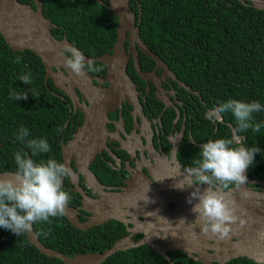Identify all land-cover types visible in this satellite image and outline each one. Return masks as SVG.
<instances>
[{
  "label": "flooded vegetation",
  "instance_id": "flooded-vegetation-1",
  "mask_svg": "<svg viewBox=\"0 0 264 264\" xmlns=\"http://www.w3.org/2000/svg\"><path fill=\"white\" fill-rule=\"evenodd\" d=\"M38 1L42 6V0H26L23 3L36 10ZM103 1L107 3V0ZM129 5L135 14L133 29L136 28L137 35L131 37L130 32L126 31L123 42L124 55L127 56L125 71L131 81L125 97L119 101L112 99L117 98V92L111 81L107 80V66L102 62H93L99 63L95 67L100 70L89 72L87 80L78 85H71L67 79L58 88L53 79L45 80L44 73L45 86L60 97L67 107V118L59 132L61 162L63 146L74 141V150L68 149L73 155L70 167L76 175L78 187L87 196H100L91 187L94 181L105 192L125 191L129 195V201L123 209L126 221L111 219L102 224L119 222L122 236L131 234L136 241L142 240L156 246L165 245L167 236H173L174 245L184 244L191 252L189 256L180 248L168 250L175 264V259L181 264H205L201 260L208 264H222L221 260L229 251L235 252L236 256L223 264H264V143L259 139L248 142L247 135L237 132L231 120H225L223 114L219 119L212 115L211 110L217 103L208 96L204 99L202 92L221 90L216 84L220 83L219 79L224 74L216 64H210L208 58L202 62L206 78L202 88L195 89L184 82L178 76L177 66L169 62V55L161 53L160 46L156 45L157 51L154 50L143 38L141 26L145 6L140 0H129ZM108 12L111 17L117 18L115 40L103 53L112 54L117 38L118 17ZM255 25L258 24L255 22ZM261 25V32H264V24ZM59 27L55 24L51 33ZM251 29L250 34L254 36L251 42L256 45L264 43V38L257 37L260 31L253 27ZM64 36L65 33L60 39ZM139 42L156 53L161 61L157 63L149 57L140 48ZM194 42L191 40L190 44ZM248 49L247 56L253 60L254 66L258 64V58L264 59V54L257 53L254 47ZM202 50L205 51V48ZM177 54L176 51L171 54V61L178 63ZM61 71L68 77L62 68ZM49 81L54 89L49 87ZM179 81L191 90L180 85ZM233 81L235 89H240L242 84L252 89L254 85L253 79L243 80L242 84L238 79ZM254 122L262 125L264 118L260 117ZM233 136L240 138L244 146L258 147L260 151L255 154L253 164L246 171L248 182L243 188L227 193L230 199L234 198L237 202L238 220L232 225L229 236L221 240L211 234L204 235L193 222L195 213L187 202L192 189L179 190L173 187L175 179L165 177L176 175V161L181 165V173L184 167L191 166L192 159L198 156L203 143ZM90 154L94 158L86 161V156ZM63 187L71 197L68 204L77 209L80 220H88L92 214L82 208L83 196L75 191L76 187L70 178L64 179ZM203 187L206 186H201V189ZM145 193L152 202L145 204L141 200L146 198ZM153 211L171 224L162 218L145 215ZM182 218L185 222H179ZM240 221H243L242 225ZM143 246L150 248L147 244Z\"/></svg>",
  "mask_w": 264,
  "mask_h": 264
},
{
  "label": "trees",
  "instance_id": "trees-1",
  "mask_svg": "<svg viewBox=\"0 0 264 264\" xmlns=\"http://www.w3.org/2000/svg\"><path fill=\"white\" fill-rule=\"evenodd\" d=\"M26 2V0H19ZM145 6L142 15L143 38L154 50L171 56L177 52L178 76L193 88H202L205 81L202 62L208 58L224 74L220 77L221 90L204 91L202 96L218 102L239 99L259 101L264 105V59L258 64L248 58L249 47L264 54V43L251 42L253 29L264 38V10L244 5L239 0H140ZM44 14L60 27L53 34L67 39L88 57L102 54L115 40L114 27L117 18L111 17L104 6L95 0H42ZM255 22L258 25H255ZM194 40L193 45L190 41ZM154 47H153V46ZM199 45V47L197 46ZM205 48V51L202 50ZM157 51V50H156ZM171 53V54H170ZM260 56V55H259ZM20 62L17 63L16 59ZM99 63H94L97 66ZM31 73L32 84L20 81L21 75ZM45 68L41 59L30 50H11L0 34V172L14 171V154L23 150L31 156V150L17 139V130L23 125L29 129L30 138H47L51 152L33 157L36 160L55 158L61 162L59 132L67 118L64 101L44 84ZM234 79L254 80L252 89L242 84L235 89ZM233 81V82H232ZM49 87L54 89L51 81ZM31 89L35 90V96ZM12 91L26 92L27 99H10ZM225 120L235 118L223 114ZM264 118V111L254 113V120ZM228 129V127H226ZM247 141L255 139L264 143V124L259 133L251 129L245 133ZM33 228L40 241L70 257L80 253L102 252L111 247L123 235L119 222H109L86 231L78 230L67 219L50 217L48 222H37ZM173 258V257H172ZM177 264L181 262L175 259ZM0 264H64L57 258L41 254L27 239L0 227ZM101 264H169L149 247H135L118 251ZM184 264V263H182Z\"/></svg>",
  "mask_w": 264,
  "mask_h": 264
},
{
  "label": "clouds",
  "instance_id": "clouds-1",
  "mask_svg": "<svg viewBox=\"0 0 264 264\" xmlns=\"http://www.w3.org/2000/svg\"><path fill=\"white\" fill-rule=\"evenodd\" d=\"M64 52V64L73 75L85 77L89 72L100 70L77 48L65 46ZM16 62H20L19 58ZM18 79L25 84H32L30 72ZM31 91L35 96V90ZM9 98L26 100L28 97L26 92L12 91ZM261 111H264V105L259 101L239 99L218 102L211 110L217 119L222 114L230 113L235 118L236 131L241 133L249 129L254 133L260 132L262 125L254 122V113ZM16 135L31 150V156L23 150L15 152V170L10 174H0V227L19 236L31 232L37 222H48L50 217L65 215L71 197L64 189L63 182L75 173L66 163L55 158H33L51 152L47 138H30L29 129L23 125ZM259 151L258 147L244 146L240 138L235 136L208 140L200 147L198 156L192 159L191 166L184 167L183 173L180 172L179 161H176V175L165 177L175 179L173 187L179 190L192 189L187 202L195 213L193 222L204 235L211 234L221 240L229 236L232 225L238 220V205L227 193L243 188L248 182L246 171ZM201 186L206 187L201 189ZM146 193V198L141 200L148 204L152 201ZM145 215L169 222L155 211L146 212ZM181 221L185 222L183 218ZM240 223L242 225L243 221Z\"/></svg>",
  "mask_w": 264,
  "mask_h": 264
},
{
  "label": "water",
  "instance_id": "water-1",
  "mask_svg": "<svg viewBox=\"0 0 264 264\" xmlns=\"http://www.w3.org/2000/svg\"><path fill=\"white\" fill-rule=\"evenodd\" d=\"M95 1L103 6H106L110 12L118 17L117 38L114 44V52L112 54L103 53L99 56L88 57L78 47L73 45L65 36L62 39L55 38L51 33V30L53 27H55V24H53L50 19L43 14L40 1L37 2V8L34 10L29 4L23 3L19 0H0V34L11 50H30L35 55H37L41 59V62L45 68V80L48 78L53 79L55 86L58 88H61L62 84L67 79L71 85H78L82 81L87 80L88 73L85 77L75 76L64 64V57L66 55L64 52L65 46L77 48L85 55L86 59H90L93 62L104 63L107 66V80L111 81V83L114 85L115 93L117 92L115 94L117 95V98L113 97L112 99L114 101H119L125 97L126 90H128L131 86V81L129 80L125 71L127 56L124 55L123 42L126 37V31L130 32L131 37L137 35L136 28L133 29L135 14L130 9L129 0H107V3H105L103 0ZM239 1L244 5L249 4L257 10H264V0ZM139 46L157 63L161 61L158 55L148 49L144 43L139 42ZM61 68L67 73L68 77L63 74ZM179 84L191 90L181 81H179ZM72 99L76 104L74 96ZM230 127L235 133V129L231 125ZM74 147V141H70L68 142V145L63 146V163H66L69 167L70 160L73 157L70 151H73ZM68 149H70V151H68ZM93 158L94 155L90 154L86 156L85 159L86 161H91ZM11 172L13 171H1L0 174H10ZM75 176L76 175L70 177V179L76 187L75 191H79L83 196L82 208L91 212L92 216L88 220L82 221L78 216L77 209L68 204L64 217L72 226L78 230L86 231L111 219L117 220L119 222L126 221L123 217V209L129 201L127 199L129 197L127 192H105L103 191V188L98 185V183L96 184V181H94V184L90 183L91 187L95 189L100 196L99 198H92L87 196L86 193L78 187ZM137 224L139 225L140 223L137 222ZM25 233L28 241L41 254L51 258H57L64 264H101L108 257L118 251H125L146 244L150 246L151 250L155 254L164 257L169 262V264L175 263L168 254V250L180 248L189 256L191 253L184 244L174 245L172 242L173 236L171 238L167 236L165 245L156 246L152 243H147L142 240L136 241L132 239L130 234L118 238L111 247L102 252L80 253L74 257H70L60 250L45 246L40 241L39 236L35 232L34 228H32L31 232ZM234 256H236V253L229 251L228 254L221 260V263L223 264L225 261ZM201 261L205 264H208V262L205 260Z\"/></svg>",
  "mask_w": 264,
  "mask_h": 264
}]
</instances>
